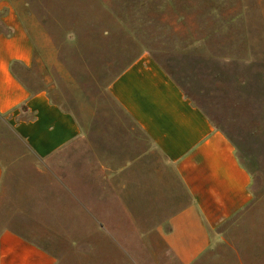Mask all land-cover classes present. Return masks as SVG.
I'll return each mask as SVG.
<instances>
[{"label":"crops","instance_id":"1","mask_svg":"<svg viewBox=\"0 0 264 264\" xmlns=\"http://www.w3.org/2000/svg\"><path fill=\"white\" fill-rule=\"evenodd\" d=\"M135 4L134 29L141 32L136 39L142 48L129 60L119 59L128 63L104 88L120 118L113 123L90 117L84 127L47 90L31 91L16 75L15 68L34 64L36 47L18 12L0 0V116L44 165L70 237L92 238L100 231L109 236L112 230L99 223L111 219L135 221L140 231L143 222H159L140 235L160 238L159 252L173 264H193L221 227L250 205L253 174L240 159L236 139L208 111L212 107L202 106L186 89L183 79L189 76L166 67L163 55L175 41L167 31H185L181 45L193 43L187 32L192 28L199 30L198 45H223L209 34L221 29L223 9L220 1L210 0ZM102 10L93 13L99 20ZM109 11L128 29L125 13ZM3 177L0 160V191ZM0 264H56V258L6 225L0 226Z\"/></svg>","mask_w":264,"mask_h":264},{"label":"rangeland","instance_id":"2","mask_svg":"<svg viewBox=\"0 0 264 264\" xmlns=\"http://www.w3.org/2000/svg\"><path fill=\"white\" fill-rule=\"evenodd\" d=\"M8 1L36 47L31 68L14 69L18 78L31 91L47 90L83 124L90 117H106L113 123L120 118L104 88L110 76L128 63L119 59L129 60L142 48L136 39L141 32L134 29L135 0ZM210 1L217 5L220 1L223 20L221 29L209 34L223 45H198L197 28L187 31L191 45H181L185 31H167L169 41H175L165 47L163 60L166 67L180 68L182 77L189 76L183 79L186 89L202 106L212 107L208 111L236 139L240 159L253 174V200L221 227L220 236H213L210 248L193 264H264V0ZM102 9L105 14L99 20L93 13ZM111 9L125 13L128 29L113 19ZM193 9L196 12L198 5ZM234 41L237 44L231 46ZM204 54L215 60L203 62ZM0 160L4 167L0 226L8 225L50 250L56 264H173L159 252L160 238L140 235L149 234L159 222H143L140 231L135 221L111 219L99 223L112 230L109 236L100 231L92 238L70 237V231L63 230L69 222L60 220L61 200L56 201L44 165L1 116Z\"/></svg>","mask_w":264,"mask_h":264}]
</instances>
